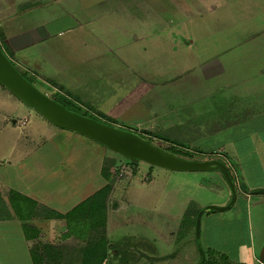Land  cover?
Listing matches in <instances>:
<instances>
[{
    "label": "crops",
    "instance_id": "0c3cea01",
    "mask_svg": "<svg viewBox=\"0 0 264 264\" xmlns=\"http://www.w3.org/2000/svg\"><path fill=\"white\" fill-rule=\"evenodd\" d=\"M145 1V7L138 6L136 17V9L114 3L121 0H0V41L16 64L112 121L193 148L192 144L200 145L198 140L207 132L217 135L225 130L226 139H213L210 148H200L218 151L217 156L230 163L237 189H241L234 205L240 201L237 209L242 211L245 204L248 237L258 249H251L250 260L264 264V56H249L245 61H251L255 69L238 72L231 57L222 59L217 52L208 55L200 44L195 45V40L191 61L196 59L203 70L186 75V54L192 46L182 42V36L187 29L193 34L198 30L181 25L184 22L176 17L185 15L180 10H155L151 0ZM219 1L228 8L235 0ZM134 16L144 17L145 23L131 19ZM155 25L162 26L158 33L167 34L159 48L169 52L155 57L154 43L140 42L146 44L141 45L142 49L152 51L145 55V62L154 64L165 58L167 63L174 56L172 65L179 69L158 77L153 73L149 77L147 69L138 84L128 72L133 70L132 59L137 61L134 54L138 40L145 35L147 38ZM128 47L125 55L123 51ZM223 106L227 112L231 110L232 118L225 125L220 124L218 116ZM207 117L210 124L205 121ZM209 125L210 131L203 129ZM106 149L82 134L49 122L0 84V264H65L70 253L62 242L69 241L77 244L82 257L89 243H85L82 233L68 232L65 219L56 218L54 213L65 215L106 185L101 174ZM252 178L259 179L261 187ZM12 193L25 198H15ZM110 195L106 201V231ZM230 199L231 190L224 189L217 204L224 206ZM210 210L202 213L200 230ZM153 221L149 220L145 232L135 234L145 242L142 251L150 258L152 243L173 233L169 229L165 236ZM219 225L210 230L205 227V234L213 230L218 233ZM26 226L39 230V236L27 238ZM77 242L82 245L79 247ZM43 244L53 246L57 254L51 253L58 259L45 257ZM32 253L43 259L33 261ZM238 254L233 252L231 258ZM244 259H239L240 263Z\"/></svg>",
    "mask_w": 264,
    "mask_h": 264
},
{
    "label": "rangeland",
    "instance_id": "374dc122",
    "mask_svg": "<svg viewBox=\"0 0 264 264\" xmlns=\"http://www.w3.org/2000/svg\"><path fill=\"white\" fill-rule=\"evenodd\" d=\"M114 3L126 4L130 10L136 9V17L140 13L138 6L145 7L146 5L145 0L142 3H139L138 0H121V2ZM149 3L155 10L163 8H173L175 12L180 10L185 15L176 17L184 22L181 25L185 24L186 28L189 26L193 31L198 30L193 34L189 33V29H187L184 36H182V42L186 43V45L190 43L192 46V43L196 40L195 45L200 44L202 52H206L208 55L217 52L222 59L226 60V58L231 57L234 62V68L238 72L249 69L250 73L255 69L251 61H245L249 56L252 57L255 53H262V56H264V0H235L229 4L228 8H224L225 2H218V0H151ZM131 19H140L145 23L144 17L135 18L134 16ZM194 25L196 29H193ZM203 26L206 27L203 28ZM158 30H162V26L155 25L151 31L147 32V38L144 39L145 35L143 39L138 40L137 53L134 54L137 61L135 58L132 59L135 62L133 70L130 73L128 72L130 77H134V82H138V84L142 83L141 79L145 76L142 75V72H146L147 69L149 77L152 76V73L154 77H158L164 72L170 73L172 69H179L178 65H172L174 64L172 62L174 56H170L172 58H168L167 63L165 58L154 64L145 62L148 59L145 55H148L149 52L151 54L152 51L147 47L142 49L141 45L144 46L146 44L143 45L140 42L146 43L148 41L154 43L153 53H155V57L161 58L163 54L169 52L168 49L161 50L159 48L167 34L165 32L158 33ZM173 34L179 35L177 32ZM122 37L123 39L125 38L124 35ZM256 44L262 45L256 46ZM192 50L196 49L192 46L187 50L186 54L189 59L184 69L187 70L186 75L202 72L203 70V65L198 64L196 59L191 61V57L194 56ZM126 52L129 53V47L124 49L123 53L125 55ZM197 52L199 53L200 51L198 50ZM21 67L24 68L23 66ZM24 70L31 72L28 68H24ZM24 70L21 71L24 72ZM33 84L52 99L58 100L64 96L66 98L64 102L71 107H75V109L80 108L81 113L95 115L98 118L104 117L94 113L79 101H75L74 98L73 100L72 97L66 94L67 92H61L58 90L59 88L42 76L37 75L34 77ZM218 116L221 125H225L227 119L229 122L232 119L231 110L227 112V108L224 106L221 111L219 110ZM205 121L210 124L208 117ZM112 122L119 128L129 127V125ZM207 122H204V125ZM130 127L140 133H145L135 126ZM203 129L210 131L209 129L211 128L209 125ZM226 134L225 130L219 131L217 135H209L207 132L201 138V141L198 140L200 145L192 144L195 146L194 148L188 145L156 140L157 138L151 141L162 148L174 146L172 149H176L177 153L184 158L188 156L196 161L221 159L227 165H230L221 155L217 156L218 151L212 152L213 150L210 149L201 151V149L210 148L211 144H213V139H226ZM200 146L204 148H200ZM185 149H188V153H191V156L186 154ZM106 151V159L115 160L112 186L117 184L115 190L112 187L111 191H113L109 193V195L112 194V197L108 201V230L106 231V214L104 229L81 228L80 233L84 236L85 243H93L106 236L108 241L107 264H198L203 260L196 240V219L202 209L208 206H219L217 203L221 200L224 189L225 192L230 190L222 173H220L221 171L218 169L175 171L150 165L143 161L133 165L132 162H128L122 156L110 152L109 149H106ZM125 163L126 165L127 163L131 165L132 175L129 177H118L119 169ZM232 173L235 176L233 170ZM252 180L255 181V185L261 187L262 183H259V179L252 178ZM131 181L133 182L131 183ZM124 187H126V190ZM123 189L122 193L121 190ZM240 190V188L239 190L237 189V196L241 194L238 193ZM239 202L226 211L210 210V215L203 219L199 240L203 254L205 253L206 264H254L255 260H250V251L254 249L258 252V249L248 237L246 206L244 204V209L242 211L238 210ZM185 203L186 205L184 206ZM149 220H154L153 226L164 235L169 229L173 231V233L167 235L165 240H155L152 243V252L148 251V253H152V258L146 257L144 251H142L145 249V242L138 240L135 236L137 232H145L146 227H150ZM218 224H220L221 228L218 233L213 230L211 234L209 233L210 235L207 234V236L205 234V227L210 230ZM3 228L7 229L6 227ZM8 228L12 231L13 227L9 226ZM220 242L221 245L218 244ZM62 243L67 248L66 251L70 253L66 257L67 259L65 258V264H80L81 254H79V248L76 247L77 244L71 245V241ZM77 243H79V247L82 245L81 242ZM257 244L258 240L255 241V245ZM226 246L228 249H226ZM226 251L229 254H226ZM233 252L241 254H238V257L233 256L232 259L231 255ZM256 256L258 257L259 255L256 254ZM243 258H245V262L240 263L239 259Z\"/></svg>",
    "mask_w": 264,
    "mask_h": 264
},
{
    "label": "water",
    "instance_id": "95a60500",
    "mask_svg": "<svg viewBox=\"0 0 264 264\" xmlns=\"http://www.w3.org/2000/svg\"><path fill=\"white\" fill-rule=\"evenodd\" d=\"M0 84L7 88L21 102L41 114L49 122L73 130L105 146L110 151L127 159L175 171H205L219 168L231 190V200L223 207L208 206L202 209L196 219V240L201 250L199 232L202 213L208 210L225 211L236 200L237 189L226 165L219 160L196 161L176 156L156 144L142 138L132 127L119 128L94 120L88 116L70 111L42 92L28 81L14 66L12 60L0 46Z\"/></svg>",
    "mask_w": 264,
    "mask_h": 264
},
{
    "label": "trees",
    "instance_id": "16d2710c",
    "mask_svg": "<svg viewBox=\"0 0 264 264\" xmlns=\"http://www.w3.org/2000/svg\"><path fill=\"white\" fill-rule=\"evenodd\" d=\"M0 46L3 48V51L6 53V49L3 45V43L0 41ZM8 56V55H7ZM10 58V57H9ZM14 64V66L17 68V70L31 83H33L34 81V77L29 76L27 73L21 71L14 62H12ZM55 100V99H54ZM57 102H59L62 106H64L66 109L76 112L78 114H82L85 116H89L90 118L100 121V122H104L102 119L94 116V115H87L86 113H81L80 112V108H76L75 107H71L68 104H66L64 101H66V98L64 96L60 97V99L55 100ZM104 120L114 123L112 122V120L103 117ZM139 136H141L142 138L152 142V138H157L156 140H161L166 142L167 140H165L162 137H157V136H149L147 133H143V134H139L137 133ZM174 147V146H172ZM172 147L170 148H163L164 150L184 158L183 156L179 155L177 153L176 149H172ZM162 148V147H160ZM185 151L187 152L186 154L191 156V153H188V149ZM126 159L128 162H132L133 165H135V163L140 162L138 160H134V159ZM185 159L188 160H192L190 159V157H185ZM219 160V159H218ZM109 161V162H108ZM219 161H222L221 159ZM108 162V164H107ZM227 169L228 172L236 186L235 183V178L232 174V171L230 169V166L227 165V163H225V161H222ZM115 165V160L114 159H105L103 162V167L101 170V174L102 176L105 178V180L107 181L106 185L101 188L100 190L96 191L93 195H91L90 197H88L87 199H85L83 202H81L80 204H78L76 207H74L71 211H69L68 213H66L65 215H61V214H55L56 218H63L66 221L67 224V231L68 232H73L74 234L80 233L81 228L87 227V228H103L104 227V223L106 220V201L108 198V195L112 189V173H113V166ZM219 170V168H216ZM114 177V176H113ZM237 187V186H236ZM237 189V188H236ZM14 194V197H18L19 199L25 198L23 196H21L20 194H15L12 193V195ZM26 200V199H25ZM208 210V209H206ZM26 232H27V238H35L38 237L40 234V231L32 228V227H28L26 226ZM43 249H44V255L45 257H47L48 259H58L56 256L54 257V255L51 253V251H55L54 253L57 254V250L55 248H53V246H51L50 244H43ZM200 252L202 253V257L203 260H201L198 264H206V260H205V253L203 254V251L200 250ZM33 261L36 260H40L43 259V257H40L39 255H36L34 253H32L31 255ZM210 260V259H209ZM108 262V241L105 238H100L97 241L93 242V243H89L88 245H86V247L83 250L82 253V257H81V262L80 264H107ZM209 264V263H207Z\"/></svg>",
    "mask_w": 264,
    "mask_h": 264
},
{
    "label": "built area",
    "instance_id": "2783aa9c",
    "mask_svg": "<svg viewBox=\"0 0 264 264\" xmlns=\"http://www.w3.org/2000/svg\"><path fill=\"white\" fill-rule=\"evenodd\" d=\"M11 59V58H10ZM12 62H14L12 60ZM15 63V62H14ZM16 64V63H15ZM16 66L20 69V70H24V68H22L20 65L16 64ZM25 73H27L28 71L24 70ZM28 75L31 76V77H35V75L32 73V72H28ZM95 116V115H94ZM97 117V116H96ZM100 118V117H99ZM102 119L103 121H105L107 124H110L112 126H115V127H119L117 126L116 124L114 123H111V122H108L106 120H104L103 118H100ZM121 128H126V127H121ZM134 132L136 133H139V134H143V133H140L139 131H136V130H133ZM152 139H155V138H152ZM119 176L118 177H123V176H126V177H129L130 175H132V167L129 163H126L121 165V168L119 169V172H118Z\"/></svg>",
    "mask_w": 264,
    "mask_h": 264
}]
</instances>
